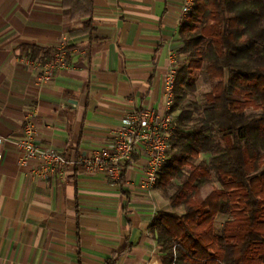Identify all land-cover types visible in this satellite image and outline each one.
Wrapping results in <instances>:
<instances>
[{
    "label": "crops",
    "instance_id": "obj_1",
    "mask_svg": "<svg viewBox=\"0 0 264 264\" xmlns=\"http://www.w3.org/2000/svg\"><path fill=\"white\" fill-rule=\"evenodd\" d=\"M88 1L0 0V137L9 141L0 163V264H106L124 251L117 264H163L150 225L167 205L160 188H140L147 158L135 153L118 181L79 165L44 180L35 165L20 164L14 144L31 117L42 147L76 161L113 148L130 113L164 112L165 80L185 58L188 0ZM59 50L66 67L39 86ZM217 220L223 227L229 216Z\"/></svg>",
    "mask_w": 264,
    "mask_h": 264
},
{
    "label": "trees",
    "instance_id": "obj_2",
    "mask_svg": "<svg viewBox=\"0 0 264 264\" xmlns=\"http://www.w3.org/2000/svg\"><path fill=\"white\" fill-rule=\"evenodd\" d=\"M179 33L187 63L175 76V129L155 187H175L170 203L184 213L161 211L150 230L163 264H264V0H193ZM194 71L213 81L202 110L189 100ZM219 215L229 216L220 231Z\"/></svg>",
    "mask_w": 264,
    "mask_h": 264
},
{
    "label": "built area",
    "instance_id": "obj_3",
    "mask_svg": "<svg viewBox=\"0 0 264 264\" xmlns=\"http://www.w3.org/2000/svg\"><path fill=\"white\" fill-rule=\"evenodd\" d=\"M192 5L193 0H188L185 13ZM66 65V54L59 50L51 61L43 66L37 79L38 85L47 84L53 79L54 73ZM175 76L176 74L172 72L165 80L163 113H157L153 109L130 113L121 121L122 130L113 148H105L92 155L82 156L76 161H70L65 155L42 147L38 143L33 121L28 117L23 138L14 142L20 154V164L35 165L34 174L44 180L68 165H79L92 172H103L110 179L118 181L124 171V163H132L133 155L138 153L142 158L148 159L147 166L143 169L144 178L140 188L144 191L153 190L171 150L170 138L175 129V114L172 113ZM8 142L0 137V163L3 160L4 146Z\"/></svg>",
    "mask_w": 264,
    "mask_h": 264
},
{
    "label": "rangeland",
    "instance_id": "obj_4",
    "mask_svg": "<svg viewBox=\"0 0 264 264\" xmlns=\"http://www.w3.org/2000/svg\"><path fill=\"white\" fill-rule=\"evenodd\" d=\"M185 59H186V57L184 58L183 65L187 63V61ZM182 66H180L179 70L182 68ZM179 70H178V72H179ZM191 81L196 84L197 91L194 95H192L189 98V100L197 102L198 105L201 107V110H202L207 105V100H206L205 95L211 91L212 86H213V81L209 80L207 78V76L200 71L192 72ZM202 159H206L205 156H202ZM211 189H212V187H208V188L204 189L202 192V196L205 197L211 191ZM175 192H176L175 187H170L165 191L162 190L165 205H167V207L165 208V212H173V213H177L179 215H182L184 213L183 207L175 208L170 203V198L175 194ZM221 224H222V221L217 220L218 231H220L222 229Z\"/></svg>",
    "mask_w": 264,
    "mask_h": 264
}]
</instances>
